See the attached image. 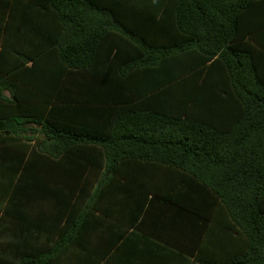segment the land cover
Wrapping results in <instances>:
<instances>
[{
	"label": "trees",
	"instance_id": "trees-1",
	"mask_svg": "<svg viewBox=\"0 0 264 264\" xmlns=\"http://www.w3.org/2000/svg\"><path fill=\"white\" fill-rule=\"evenodd\" d=\"M112 2L0 0V173L32 134L63 173L0 264H264V0Z\"/></svg>",
	"mask_w": 264,
	"mask_h": 264
},
{
	"label": "crops",
	"instance_id": "crops-1",
	"mask_svg": "<svg viewBox=\"0 0 264 264\" xmlns=\"http://www.w3.org/2000/svg\"><path fill=\"white\" fill-rule=\"evenodd\" d=\"M74 1L81 3L79 8L73 12L75 21H65V23L62 24L59 23V27L64 26L67 29L73 28L76 34H93L92 31H96L98 28L103 31L112 29L113 18L107 11L112 8V0ZM88 4H91L92 7ZM62 14L66 17L68 12L67 14L66 12ZM4 94L8 96L7 92ZM11 145H19V142L12 143ZM18 159L20 160V157ZM22 160L21 170L24 168L23 171L18 169L16 173H12L11 175L0 173V224L9 227L10 238L8 241L12 244L17 242L18 239L24 242L32 241L29 239L32 233H28V231L25 230L28 227L26 221L31 217L39 214L44 215L45 218L48 219L52 217L54 213L59 212L53 203L54 198L61 193L58 181L61 176L60 174L63 173H61L62 169L54 163L56 160L50 161L49 158L47 160L46 156L36 153L23 155L21 161ZM7 175L9 176V186L7 185V181H5V179H8ZM93 177L96 178L95 180H98V178L103 177V173L101 172L99 174L98 172H93L90 174V178L92 179ZM32 180H34L33 184L36 185V187L32 186ZM30 186L35 190L33 189L32 193L29 194ZM94 189L95 186L89 190V196L92 195ZM78 193L79 191H77L75 195ZM9 197L12 199V207L10 208V213L5 215L4 206ZM76 216L75 213V217ZM18 229H24V231ZM1 251L2 248L0 244V255L5 253L8 257H17L15 246L10 247L7 252Z\"/></svg>",
	"mask_w": 264,
	"mask_h": 264
},
{
	"label": "rangeland",
	"instance_id": "rangeland-1",
	"mask_svg": "<svg viewBox=\"0 0 264 264\" xmlns=\"http://www.w3.org/2000/svg\"><path fill=\"white\" fill-rule=\"evenodd\" d=\"M32 133V132H31ZM29 137H31V139H33L34 141H32V143H26V145H24V144H22L21 142L19 143V145H16V146H14V145H12V147L14 148L13 150H15V151H17V153H22V152H24L25 150H27V151H25V153H27V154H32V153H34L33 151L35 150V143H39V142H41V140H42V136H40V135H37V134H32L31 136H29ZM8 144V143H7ZM7 144H0V153H6V154H9V155H11L12 154V148H9V146L7 145ZM26 154V155H27Z\"/></svg>",
	"mask_w": 264,
	"mask_h": 264
}]
</instances>
